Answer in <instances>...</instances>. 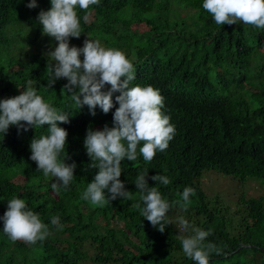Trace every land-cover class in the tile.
I'll list each match as a JSON object with an SVG mask.
<instances>
[{
	"label": "trees",
	"instance_id": "16d2710c",
	"mask_svg": "<svg viewBox=\"0 0 264 264\" xmlns=\"http://www.w3.org/2000/svg\"><path fill=\"white\" fill-rule=\"evenodd\" d=\"M178 1L100 0L90 7L87 23L78 10L82 34L70 38V46L91 38L123 50L134 65L130 87L159 89L163 112L176 128L169 147L151 162L140 155L133 164L122 161L120 179L132 198L101 207L81 199L98 173L90 167L85 139L90 128L112 127L119 105L107 114L97 106L92 115L88 106L78 109L63 93L66 78L47 88L46 69L53 62L47 54L59 42L43 33L38 15L51 8L50 0H36L32 9L30 0H0V100L19 95L33 80L38 94L69 116L70 122L59 125L68 131L62 156L77 165L69 188L53 191L55 178L45 177L30 159L31 141L47 135L48 126L23 131L12 125L0 133V217L15 196L39 213L52 233L35 245L13 242L0 219V264H195L178 239L191 234L179 231L181 216L212 230L206 242L220 253L212 254L210 264H264V199L242 195L232 211L212 201L202 185L210 171L240 184L257 179L264 185V28L243 22L217 25L203 0ZM119 94L114 93V101ZM139 165L140 170H130ZM145 171L150 187L156 186L152 176L169 177L170 184L159 189L170 202L179 200L185 187L195 189L187 210L170 209L172 224L163 233L137 207L144 205L134 182ZM57 215L60 230L51 226Z\"/></svg>",
	"mask_w": 264,
	"mask_h": 264
},
{
	"label": "clouds",
	"instance_id": "9594fccd",
	"mask_svg": "<svg viewBox=\"0 0 264 264\" xmlns=\"http://www.w3.org/2000/svg\"><path fill=\"white\" fill-rule=\"evenodd\" d=\"M50 2L51 8L42 10L38 15L43 33L59 42L47 54L53 62L47 65L46 74L50 79L46 87L52 88L57 80L66 78L68 83L64 85L63 93L70 95L78 109L88 106L92 115L96 114L97 106L107 114L116 103L119 105L113 114L112 127L105 125L103 130L90 128L87 132L85 148L91 159L90 167L98 169V173L88 183L81 199L101 207L117 198L131 199L132 192L126 190L125 183L120 179L122 161L127 159L133 164L140 155L144 159L141 161L151 162L158 151L163 152L169 147L176 134L171 117L163 112L165 98L152 85L130 87L136 78L134 65L123 50L105 47L100 40L91 38L84 41L83 47L70 46V38H79L82 34L78 10L84 12L83 20L87 23L91 16L90 7L99 5L100 0ZM27 7H37L36 0H30ZM202 7L212 15L217 25L243 22L264 28V0H203ZM33 84L34 81L29 79L19 95L0 100V133L6 134L12 125L23 131L47 125L48 134L31 141L30 159L45 177L55 178L51 184L53 191L67 190L75 179L77 165L66 163L68 155L62 156L68 131L59 125L70 122L69 116L46 102ZM106 85L111 87L103 91ZM117 92L120 94L115 96L114 101L113 96ZM141 165L130 170H140ZM147 177L148 172L145 171L134 182L144 205L137 207L140 214L163 233L172 224L168 217L170 209L179 205L182 210H187L195 189L185 187L181 198L170 202L159 189V185L170 184L169 177L160 174L152 176L151 179L156 182V186L152 187ZM0 219L3 220V232L13 242L35 245L52 234L40 214L29 208L24 199L15 196L8 200L7 211ZM177 219L181 233L191 231L190 235L178 236L184 254L195 264H210L212 254L220 253L214 243L206 242L212 230L195 227L183 216ZM51 226L62 229L58 215L51 218Z\"/></svg>",
	"mask_w": 264,
	"mask_h": 264
},
{
	"label": "rangeland",
	"instance_id": "374dc122",
	"mask_svg": "<svg viewBox=\"0 0 264 264\" xmlns=\"http://www.w3.org/2000/svg\"><path fill=\"white\" fill-rule=\"evenodd\" d=\"M178 2L177 0V3ZM83 44L84 43H82L80 47H83ZM52 45L56 46V43ZM54 49L55 47L51 48V50ZM256 180L247 184H240L230 177L215 171H210L205 172L202 178V185L212 201L220 202L224 206H229L233 211L238 207V202L242 195H246L247 199L249 197H262L264 199V185ZM238 220L239 218H234L235 225H238ZM183 234L186 235V233Z\"/></svg>",
	"mask_w": 264,
	"mask_h": 264
}]
</instances>
